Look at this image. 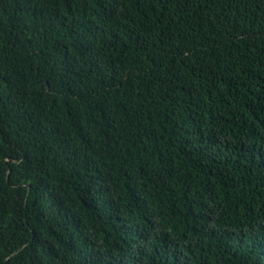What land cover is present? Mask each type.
Returning <instances> with one entry per match:
<instances>
[{"label":"trees","instance_id":"obj_1","mask_svg":"<svg viewBox=\"0 0 264 264\" xmlns=\"http://www.w3.org/2000/svg\"><path fill=\"white\" fill-rule=\"evenodd\" d=\"M0 264H264V0H0Z\"/></svg>","mask_w":264,"mask_h":264}]
</instances>
